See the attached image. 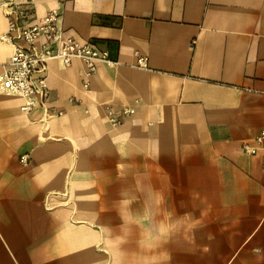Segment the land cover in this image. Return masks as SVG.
Wrapping results in <instances>:
<instances>
[{
  "label": "crops",
  "instance_id": "1",
  "mask_svg": "<svg viewBox=\"0 0 264 264\" xmlns=\"http://www.w3.org/2000/svg\"><path fill=\"white\" fill-rule=\"evenodd\" d=\"M31 5L114 62L51 59L31 111L0 89V264H264V145L245 149L264 129V0ZM13 52L0 40V74Z\"/></svg>",
  "mask_w": 264,
  "mask_h": 264
},
{
  "label": "built area",
  "instance_id": "2",
  "mask_svg": "<svg viewBox=\"0 0 264 264\" xmlns=\"http://www.w3.org/2000/svg\"><path fill=\"white\" fill-rule=\"evenodd\" d=\"M30 0H4L0 5L5 9L9 19V28L0 36V40L9 42L14 52L6 68L0 74V89L8 94H17L25 98L23 109L31 111L38 105H47L50 87L47 81L49 61L60 58L70 65L74 58L83 59L87 65V74L96 71L102 61L114 62L108 48L100 46L93 40L81 41L67 36L61 26L62 12L50 9L43 19L31 22L35 8ZM146 57L140 62L146 64ZM88 85V83H86ZM135 111L125 107L121 116L112 111L110 119L114 124L122 121ZM256 145H246V151L256 153L264 145V129L256 137ZM24 162L31 160L30 153L21 155Z\"/></svg>",
  "mask_w": 264,
  "mask_h": 264
}]
</instances>
